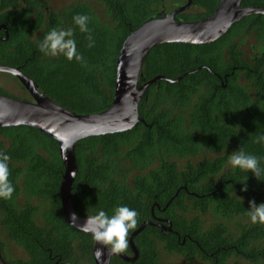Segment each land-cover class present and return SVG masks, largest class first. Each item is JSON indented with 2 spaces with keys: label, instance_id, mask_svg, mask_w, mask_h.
Returning <instances> with one entry per match:
<instances>
[{
  "label": "trees",
  "instance_id": "16d2710c",
  "mask_svg": "<svg viewBox=\"0 0 264 264\" xmlns=\"http://www.w3.org/2000/svg\"><path fill=\"white\" fill-rule=\"evenodd\" d=\"M221 1L193 0L194 7L177 20H204ZM22 2L20 11L12 0L0 4V25L9 33V40L0 42V66L19 69L46 97L86 116L111 108L117 60L130 34L164 8L169 12L187 0H88L50 15L39 10L36 17L35 1ZM243 6L264 9V0H246ZM77 14L89 17L91 48L89 33L73 23ZM52 28L72 29L82 62L46 57L38 50ZM252 44L259 53L255 60L246 56ZM262 52L264 16L244 19L208 46L156 47L144 63L140 86L158 76L175 80L202 69L177 84L152 86L140 105L141 122L132 131L78 143L72 191L78 216L100 210L110 216L117 206L135 209L137 225L128 240L152 221L155 206L167 207L172 225L171 233L147 227L136 238L135 263L114 257L111 264H176L165 263V255L190 263L264 264V224H252L246 215L250 200L264 203V175L260 181L228 164L229 155L242 148L261 158L264 168V146L253 142L264 134ZM0 95L32 101L1 87ZM0 152L10 157L8 179L14 187L11 199H0V226L6 236L37 262V254L48 249L65 253L64 260L77 264L78 246L90 257L92 236L71 228L63 216L64 166L57 142L28 127L0 129ZM245 185L247 191H242ZM123 253L132 254L130 245Z\"/></svg>",
  "mask_w": 264,
  "mask_h": 264
},
{
  "label": "water",
  "instance_id": "95a60500",
  "mask_svg": "<svg viewBox=\"0 0 264 264\" xmlns=\"http://www.w3.org/2000/svg\"><path fill=\"white\" fill-rule=\"evenodd\" d=\"M246 0H222L216 11L208 18L197 22H180L178 16L187 12L193 5V0L170 14L150 19L133 31L125 40L120 51L116 68L115 93L111 108L101 114L77 115L42 94L35 83L19 69L0 66V74L15 78L32 98V102L22 101L0 95V129L28 127L35 129L46 137L57 142L59 154L64 166V175L60 185V200L63 216L67 224L82 233L87 231L86 218L80 216V223H69L71 213H76L72 199L73 186L78 176L76 147L81 141L122 134L132 131L140 124V105L147 91L158 82L177 84L185 77L199 72V68L172 80L158 76L148 82L143 78V67L150 53L163 45L208 46L225 37L238 23L251 16H264L263 8L244 7ZM4 31V41L9 40L8 29ZM147 227H156L153 222H146L137 229L129 239L132 257L123 253L112 254L107 248L94 241L95 264H111L113 257H118L127 263H135L139 251L135 245L136 238ZM162 227L172 232V225Z\"/></svg>",
  "mask_w": 264,
  "mask_h": 264
},
{
  "label": "clouds",
  "instance_id": "9594fccd",
  "mask_svg": "<svg viewBox=\"0 0 264 264\" xmlns=\"http://www.w3.org/2000/svg\"><path fill=\"white\" fill-rule=\"evenodd\" d=\"M72 19L81 33H89L87 40L89 41L88 47L91 48L94 41L88 28L89 17L77 14ZM73 35L72 29L52 28L37 44V48L46 57L62 55L68 61L75 59L77 62H82L83 57L77 51ZM253 142L264 146V134L255 136ZM9 159V155L0 152V199L5 200L11 199L14 192V187L8 179L9 167L7 161ZM260 159L240 148L229 155L228 164L247 173L251 172L255 178L260 180L259 178L264 175V168L260 166ZM241 190L247 191V185ZM246 215L252 224H264V203L258 205L254 200H250ZM137 216L138 213L135 209H130L127 206H117L110 216L100 210L95 215L86 217L84 222L89 226L87 231H90L95 242L107 248L112 254H120L125 252L129 246V233L136 228ZM69 223L74 226L80 223L76 213L70 214Z\"/></svg>",
  "mask_w": 264,
  "mask_h": 264
},
{
  "label": "flooded vegetation",
  "instance_id": "af4514ba",
  "mask_svg": "<svg viewBox=\"0 0 264 264\" xmlns=\"http://www.w3.org/2000/svg\"><path fill=\"white\" fill-rule=\"evenodd\" d=\"M34 1H35L34 2L35 5H36V7L34 9V13H35L34 16L35 17L37 16V13H38L39 10L45 11V13L47 15H50L55 10V9H53L51 7V2L53 0H34ZM1 2H2V0H0V4H1ZM12 2H13V4L17 5L16 8H18V11H20V7L21 6H23V7L25 6V4H23L24 2H22V0H12ZM187 3H188V0L185 3L179 4V6L176 7L174 10H172V7H171V9L168 8L169 12H167L166 8H164V10H162L161 14H163V13L170 14V13L174 12L175 10L185 6ZM193 5H192V7L189 10H191L194 7ZM1 14H2V12L0 11V15ZM161 14H159V16H161ZM0 27H1V25H0ZM4 38H5V33L2 30V31H0V42H5ZM257 51H258V48H256L254 46V44H252V46L249 47L248 54L246 55L247 58L248 59H252L253 58L254 60L257 59V58H255L259 54ZM262 53H263V56H264V52H262ZM215 76H217V75H215ZM221 85L223 87L225 86L224 82L222 83V80H221ZM30 99L32 100L31 97H30ZM30 102H32V101H30ZM19 204H20V202H19ZM155 210H158L159 213L156 214ZM166 211H167V207L165 209H162L160 206H155L152 209V215H151V220L152 221H150V222H153V223L156 224V227H153V228H157V229L161 230L164 233H171V232L165 231L162 227H159V226H165V227L169 226L170 220L167 218V215L165 213ZM180 239L181 238H178L179 241H180ZM185 243H186V239L183 240V244L182 245L184 246ZM12 249L16 253L11 254V250ZM93 249H94V244H93ZM83 252H84V250H83L82 246H78L77 257H78L79 260L77 261V264H95L93 250H92V255L90 257H88V258L84 257V255H83L84 253ZM63 255H65V253H62L61 251H56V254H54L51 250L47 249V250H44L43 254H39V255L37 254V256L40 258V261L37 262L36 260H33L35 255L29 254L23 248H21L20 246L15 244L10 238H8L6 236V234L4 233L2 227L0 226V264H72V263L64 260L63 259ZM124 255H126V254H124ZM126 256L132 257L133 253L130 254V255H126ZM198 262L200 264H211V263H208V262H204L202 260H198Z\"/></svg>",
  "mask_w": 264,
  "mask_h": 264
},
{
  "label": "rangeland",
  "instance_id": "374dc122",
  "mask_svg": "<svg viewBox=\"0 0 264 264\" xmlns=\"http://www.w3.org/2000/svg\"><path fill=\"white\" fill-rule=\"evenodd\" d=\"M88 0H53L51 2V7L55 10H60L65 7H69L75 3L79 2H86ZM0 87L7 93L21 99H30V95L26 94L22 86L19 84V82L7 74H0ZM208 224L211 223V220H206ZM16 253L13 249L11 250V254ZM164 262L165 263H176V264H200L198 261H194L192 263L186 261L185 259L181 257H170L165 255L164 256Z\"/></svg>",
  "mask_w": 264,
  "mask_h": 264
}]
</instances>
